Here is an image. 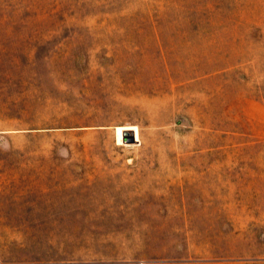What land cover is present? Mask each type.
Masks as SVG:
<instances>
[{"label":"rangeland","instance_id":"1","mask_svg":"<svg viewBox=\"0 0 264 264\" xmlns=\"http://www.w3.org/2000/svg\"><path fill=\"white\" fill-rule=\"evenodd\" d=\"M0 264H264V0H0Z\"/></svg>","mask_w":264,"mask_h":264},{"label":"bare ground","instance_id":"2","mask_svg":"<svg viewBox=\"0 0 264 264\" xmlns=\"http://www.w3.org/2000/svg\"><path fill=\"white\" fill-rule=\"evenodd\" d=\"M125 128L127 129V127H125ZM129 129H131L130 130L131 134H134L135 138L137 139V129H136V127L135 126L129 127ZM121 131H122V127H118V129H117L118 139L122 138L121 137V134H122Z\"/></svg>","mask_w":264,"mask_h":264},{"label":"water","instance_id":"3","mask_svg":"<svg viewBox=\"0 0 264 264\" xmlns=\"http://www.w3.org/2000/svg\"><path fill=\"white\" fill-rule=\"evenodd\" d=\"M133 140H135V138H134V135L132 134L131 138H130V141H133Z\"/></svg>","mask_w":264,"mask_h":264}]
</instances>
